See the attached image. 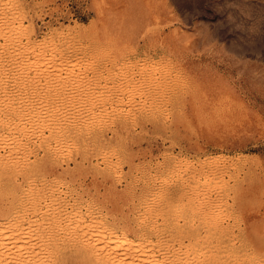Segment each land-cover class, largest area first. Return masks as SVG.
<instances>
[{
  "label": "rangeland",
  "instance_id": "374dc122",
  "mask_svg": "<svg viewBox=\"0 0 264 264\" xmlns=\"http://www.w3.org/2000/svg\"><path fill=\"white\" fill-rule=\"evenodd\" d=\"M4 2L9 6L0 3V16L19 9L23 19L16 22L25 30L15 43L6 41L9 32L0 33V99L6 98L0 131L23 140L20 152L15 148L19 157L11 158L15 164L9 149H0L8 157L0 164V221L13 220L29 198L42 197L45 212L55 200L120 233L159 236L170 241L171 252L197 240L213 248L204 261L264 264V0ZM27 38L69 59L58 78L20 62L26 54L18 49ZM12 121L29 129L10 133ZM194 187L196 200L188 197ZM199 206L207 220L193 215ZM77 248L67 244L58 264H105L85 263Z\"/></svg>",
  "mask_w": 264,
  "mask_h": 264
},
{
  "label": "bare ground",
  "instance_id": "6f19581e",
  "mask_svg": "<svg viewBox=\"0 0 264 264\" xmlns=\"http://www.w3.org/2000/svg\"><path fill=\"white\" fill-rule=\"evenodd\" d=\"M9 1V0H8ZM15 1V0H14ZM4 0H1L0 3L3 5V7H5V5H8V2H4ZM11 5V4H10ZM9 6V5H8ZM7 6V7H8ZM17 7V5H16ZM19 8V7H18ZM7 9V8H6ZM10 9V8H9ZM11 10V9H10ZM19 10V9H18ZM17 9H12V12L10 11V13H5V11L3 12L4 13V16L1 15L0 16V33H8L9 34H6V41L9 42V43H15L17 38H22V32H23V28L24 26L21 24H17L16 20L18 19V17L20 15V10L18 11ZM22 18V17H21ZM23 19V18H22ZM3 20V22H2ZM19 21V20H18ZM24 21V20H23ZM23 21L21 23H23ZM24 24V23H23ZM3 25V26H2ZM27 25V24H26ZM29 27V26H27ZM5 29V30H4ZM25 30V28H24ZM61 33V32H60ZM4 35V34H3ZM3 35L1 34V36L3 37ZM66 35V34H65ZM0 36V37H1ZM26 37V36H24ZM46 38V37H45ZM59 38V37H57ZM23 39V38H22ZM28 39V38H27ZM26 39V40H27ZM30 39V38H29ZM28 39V42L26 44H24L23 46H20L21 49H18V51H20V53H25V58H22L24 60L20 61V62H26L28 63L29 65L33 66L32 69H35L36 71H45L47 70L48 72V69L49 71H51L50 73L54 75H56L57 77V73L60 72L62 69V71H64V66H68L67 64H69V59H65L66 61H64L63 59V55L61 56V52H57V51H53L51 50V53L47 54V51H43V47H44V43L43 44H39L40 46L43 45L42 49L39 47L38 45V41L35 43L31 40ZM45 40V39H44ZM64 40V39H62ZM71 40V39H70ZM49 41V39H48ZM52 41V40H50ZM5 42V41H4ZM3 42V43H4ZM22 42V41H21ZM40 42V41H39ZM53 42V41H52ZM55 42V40H54ZM59 42V41H58ZM47 43V42H45ZM57 43V42H56ZM70 43V42H69ZM2 44V43H0ZM20 44V43H19ZM51 44V43H50ZM4 45V44H2ZM11 45V44H10ZM47 45V44H46ZM5 46V45H4ZM17 46V45H16ZM53 46V50H54V45ZM52 46L51 49H52ZM59 45H57L58 47ZM40 48V50H37V48ZM49 47V46H48ZM56 45H55V48H57ZM8 48V47H6ZM9 49V48H8ZM0 50H4V47L3 49H0ZM13 50V48H12ZM45 50V48H44ZM58 50V49H57ZM17 52V51H16ZM10 53V52H9ZM15 53V52H14ZM1 54V53H0ZM12 54V53H11ZM19 55V52L18 54H16V56ZM24 55V54H23ZM60 55V56H59ZM65 56V55H64ZM15 57V56H14ZM22 57V56H21ZM1 58V57H0ZM13 57H10L9 59H11ZM72 58V57H71ZM81 59V58H80ZM17 59H15L14 61H16ZM71 60V59H70ZM79 60H76L75 63H79L78 62ZM24 62V63H25ZM72 62H70L71 64ZM9 64V63H8ZM87 64V63H86ZM20 65V63H19ZM27 65V64H25ZM77 65V64H76ZM82 65V64H80ZM89 65V64H88ZM21 66V65H20ZM24 66V65H23ZM72 66L74 67V63H72ZM90 66V65H89ZM10 67V66H9ZM25 67V66H24ZM23 67V69H24ZM72 67V68H73ZM79 67V66H78ZM19 68V67H17ZM71 68V67H70ZM76 68V67H75ZM81 68V66L79 67ZM31 69V70H32ZM67 69V67H66ZM69 69V68H68ZM86 69V68H85ZM22 70V69H21ZM76 70V69H75ZM94 70V69H93ZM104 70V69H103ZM4 71V70H3ZM25 72V70H22ZM61 71V72H62ZM73 71V70H72ZM71 71V72H72ZM19 72V71H18ZM58 73V74H61ZM68 72V70H67ZM70 72V70H69ZM73 72H76V71H73ZM72 72V73H73ZM49 73V74H50ZM112 73V72H111ZM30 74V73H29ZM63 74V73H62ZM67 74V73H66ZM84 74V73H83ZM93 74V73H92ZM9 75V74H8ZM23 75V74H22ZM39 75V74H38ZM43 75V74H42ZM48 75V74H46ZM69 75V79L71 78L70 77V74H67ZM18 76V75H16ZM30 76V75H29ZM35 76H37L35 74ZM41 76V74H40ZM50 76V75H49ZM48 76V77H49ZM64 76V74H63ZM75 76V75H73ZM72 76V78H73ZM21 77V76H20ZM28 77V76H27ZM39 77V76H38ZM42 77V76H41ZM47 77V78H48ZM52 77V76H51ZM50 77V78H51ZM55 77V79H57ZM62 77V75H61ZM60 77V79H61ZM78 77V76H77ZM1 78V77H0ZM8 78V77H7ZM26 78V77H25ZM44 78V77H43ZM65 78V77H64ZM63 78V79H64ZM67 78V77H66ZM76 78V77H74ZM108 78V77H107ZM16 79V78H14ZM35 79V78H34ZM33 79V80H34ZM39 79L38 78V82H39ZM46 79V78H45ZM59 79V80H60ZM62 79V81H63ZM68 79V78H67ZM78 79V78H77ZM81 79V77H80ZM83 79V78H82ZM81 79V81H82ZM86 79V78H85ZM21 80V79H20ZM19 80V81H20ZM29 80V78H28ZM26 79V81H28ZM54 80V79H53ZM52 80V81H53ZM41 81V79H40ZM44 81L46 80H43V83ZM64 81H67V80H64ZM63 81V82H64ZM71 81V79H70ZM80 81V80H79ZM7 82V81H6ZM47 82V81H46ZM51 82V80H50ZM60 82V81H59ZM72 82V81H71ZM42 83V82H41ZM55 83V82H54ZM66 84V82H64ZM68 83V82H67ZM78 83V82H77ZM25 84V82H24ZM35 84V83H34ZM48 84V82H47ZM58 84V83H57ZM62 84V83H60ZM71 84V83H70ZM73 84V82H72ZM71 84V85H72ZM46 85V84H45ZM52 85H53V82H52ZM1 86V85H0ZM38 86V84H37ZM59 86V85H57ZM57 86H54V87H57ZM69 86V85H68ZM74 86V85H73ZM81 86V85H79ZM36 87V86H35ZM49 87V86H46V88ZM71 87V86H69ZM68 87V88H69ZM75 87V86H74ZM77 87V86H76ZM52 88V87H51ZM65 88V87H64ZM82 88V87H81ZM36 89V88H35ZM106 89V88H105ZM16 90V89H15ZM33 90V89H31ZM30 90V91H31ZM45 90V89H44ZM47 90V89H46ZM59 90V89H58ZM72 90V89H71ZM76 90V89H75ZM103 90V89H102ZM24 91H27V89H25ZM35 91V90H34ZM67 91V90H66ZM6 92V91H4ZM12 92V90H11ZM20 92V91H18ZM56 92V91H54ZM81 92V91H79ZM26 93V92H25ZM35 93V92H33ZM38 93V92H37ZM45 93V92H44ZM50 93V92H49ZM76 93V92H75ZM95 93V92H94ZM1 94V93H0ZM10 94H13V93H10ZM36 94V93H35ZM88 94V93H86ZM103 94V93H102ZM20 95V94H19ZM65 95V94H64ZM71 95V93L69 94ZM96 95V94H95ZM14 96V95H13ZM32 96V95H31ZM74 96V95H73ZM80 96V95H78ZM88 96V95H87ZM6 97V95L4 96ZM55 97V96H54ZM58 97V96H57ZM63 97V96H62ZM72 97V96H70ZM77 97V96H76ZM76 97L75 98V101H76ZM90 97V96H89ZM99 96H95V98H98ZM109 97V96H108ZM28 98V97H27ZM33 98V97H32ZM37 98V97H36ZM47 98V97H46ZM73 98V99H74ZM85 98V97H84ZM83 98V99H84ZM101 98V97H100ZM2 99V98H1ZM0 101H4L6 98H4V100H1ZM40 99H43L40 98ZM62 99V98H61ZM66 99V98H65ZM78 99V98H77ZM87 99V98H86ZM105 99V98H104ZM103 99V100H104ZM10 100V99H9ZM8 100V101H9ZM22 100V99H21ZM57 100V99H55ZM80 100V99H79ZM78 100V101H79ZM85 100V99H84ZM91 100V99H90ZM93 100V98H92ZM102 100V99H101ZM8 101H6L5 103H8ZM13 101V100H12ZM20 101V100H19ZM48 101V99H47ZM68 101V100H67ZM77 101V102H78ZM86 101V100H85ZM88 102V101H86ZM98 101V100H97ZM29 102V101H28ZM66 102V101H65ZM74 102V101H73ZM81 102V101H80ZM90 102V101H89ZM88 102V103H89ZM32 103V102H31ZM48 103V102H46ZM60 103V102H59ZM58 103V104H59ZM63 103V102H62ZM70 103V102H69ZM76 103V102H75ZM74 103V104H75ZM82 103V102H81ZM83 103V104H84ZM97 103V102H96ZM4 104V103H3ZM11 104V103H10ZM53 104V103H52ZM73 104V103H72ZM80 104V103H79ZM87 104V103H86ZM94 104V103H93ZM103 104V102H102ZM6 105V104H5ZM4 105V106H5ZM9 105V104H8ZM14 105V104H13ZM21 105V103H20ZM38 105V104H37ZM42 105V103L40 104ZM69 105V104H68ZM81 105V104H80ZM95 105V104H94ZM99 105V104H98ZM11 106V105H10ZM16 106V105H15ZM28 106V105H27ZM49 106V104H48ZM76 106V104H75ZM86 106V105H85ZM96 106V105H95ZM108 106V105H107ZM105 106V107H107ZM13 107V106H12ZM45 107V106H44ZM57 107V105H56ZM59 107V105H58ZM64 107H65V104H64ZM72 107V106H71ZM88 107V106H87ZM9 108V107H8ZM38 108V107H37ZM69 108V107H68ZM74 108V107H73ZM79 108H82V107H79ZM95 108V107H94ZM102 108V107H101ZM13 109V108H12ZM15 109V107H14ZM20 109V107L18 108ZM30 109V108H29ZM67 109V108H66ZM75 109V108H74ZM78 109V108H77ZM90 109V108H89ZM98 109V107L96 108ZM100 109V107H99ZM105 109V108H104ZM0 108V113L2 112ZM7 110V108H6ZM10 110V109H9ZM25 110V109H24ZM31 110V109H30ZM38 110V109H37ZM40 110V109H39ZM58 110V109H57ZM88 110V109H87ZM92 111V109H90ZM95 110V109H94ZM109 110V109H108ZM44 111V110H42ZM46 111V110H45ZM62 111V110H61ZM70 111V110H69ZM106 111V110H105ZM27 112V111H25ZM100 112V110H99ZM15 113V112H14ZM24 113V112H22ZM34 113V112H33ZM39 113V111H38ZM53 113V111H52ZM67 113V112H65ZM78 113V112H76ZM88 113V112H87ZM102 112H100L101 114ZM106 113V112H105ZM27 114V113H26ZM47 114V113H46ZM45 114V115H46ZM64 114V113H63ZM96 114V113H95ZM107 114V113H106ZM1 115V114H0ZM4 115V114H3ZM24 115V114H23ZM33 115V114H32ZM40 115V114H39ZM72 115V114H70ZM83 115V114H82ZM93 115V114H92ZM38 116V115H37ZM61 116V115H60ZM68 116V114H67ZM76 116V115H75ZM78 116V115H77ZM97 116V115H96ZM7 117V116H6ZM17 117V116H16ZM15 117V118H16ZM29 117V116H27ZM58 117V116H57ZM63 117V116H62ZM66 117V116H65ZM94 117V115H93ZM104 117V116H103ZM22 117H20L21 119ZM26 118V117H25ZM36 118V117H35ZM42 118V117H41ZM55 118V117H54ZM64 118V117H63ZM85 118V117H84ZM102 118V117H100ZM1 119V118H0ZM5 118H2L0 120V125H3L5 124ZM29 119V118H28ZM32 119V118H31ZM44 119V118H42ZM49 119H50V116H49ZM79 119V118H77ZM83 119V118H82ZM90 119V118H89ZM94 119V118H93ZM99 119V117H98ZM10 120V119H9ZM19 120V119H18ZM62 120V119H60ZM92 120V119H90ZM89 120V121H90ZM100 120V119H99ZM20 121V120H19ZM29 121V120H28ZM38 121V120H37ZM87 121V120H86ZM24 122V120H23ZM47 122V121H46ZM52 122V121H50ZM60 122V121H59ZM63 122V121H61ZM22 124V121L20 122ZM37 123V122H36ZM42 123V121H41ZM49 123V121H48ZM76 123V122H75ZM84 123V122H83ZM93 123V122H92ZM91 123V124H92ZM99 123V122H98ZM8 129L10 130V133L14 130H19L22 131L23 130V127L24 126H20V124L17 122L16 124L13 123H8ZM28 124V123H27ZM30 124V123H29ZM45 124V123H43ZM62 124V123H61ZM88 124V123H87ZM40 125V124H39ZM47 125V124H46ZM45 125V126H46ZM58 125V123H57ZM31 126V125H29ZM36 126V125H34ZM38 126V125H37ZM59 126V125H58ZM88 126V125H87ZM26 127V125H25ZM49 127V126H47ZM60 127V126H59ZM33 129V127H31ZM46 127H44V130ZM50 128V127H49ZM48 128V129H49ZM52 128V127H51ZM26 130L29 129V128H25ZM24 129V130H25ZM37 129V128H36ZM36 129L34 131H36ZM43 129V127H42ZM41 129V130H42ZM47 129V130H48ZM59 129V128H58ZM81 129V128H80ZM23 130V131H24ZM50 130V129H49ZM64 131V130H63ZM30 132V131H29ZM32 132V131H31ZM30 132V133H31ZM37 132V131H36ZM45 132V131H43ZM51 132V131H49ZM25 133V132H24ZM28 133V132H27ZM46 133V132H45ZM55 133V132H54ZM73 133V132H72ZM6 134V133H5ZM21 134V132H20ZM29 134V133H28ZM51 134V133H50ZM63 134V133H62ZM18 135V134H17ZM25 135V134H24ZM23 135V136H24ZM36 135V134H35ZM41 135V134H40ZM45 135V134H44ZM43 135V137H44ZM9 135L6 134V136L4 135V130L3 132L0 131V149L2 148H5V149H9L8 151V156L11 160V158L13 157L14 159V154L16 153L15 151V148L17 149V151H19V147L20 145L18 146L19 144V139L23 138V137H20L18 139L19 136H16L14 135L13 133V137H7ZM26 136V135H25ZM48 136V134H47ZM62 136V135H61ZM28 137V135H27ZM32 137V136H31ZM38 137V136H37ZM65 137V136H64ZM29 138V137H28ZM39 139V138H38ZM23 140V139H21ZM31 140V139H30ZM35 140V139H34ZM37 140V139H36ZM35 140V141H36ZM41 140V139H40ZM45 140V139H44ZM55 140V139H54ZM57 140V139H56ZM55 140V141H56ZM73 141V140H72ZM22 142V141H21ZM20 142V143H21ZM25 142V141H24ZM41 142V141H40ZM51 142V141H49ZM53 142V141H52ZM68 142V141H67ZM74 142V141H73ZM28 143V142H27ZM75 143V142H74ZM24 144V143H23ZM26 144V143H25ZM34 144V143H33ZM36 144V143H35ZM34 144V145H35ZM41 144V143H40ZM55 144V143H54ZM57 144V143H56ZM67 144V143H66ZM69 144V143H68ZM22 145V144H21ZM29 145V144H28ZM58 145V144H57ZM72 145V144H71ZM51 146V144H50ZM2 147V148H1ZM24 147V146H23ZM26 147H29V146H26ZM31 147V146H30ZM25 148V147H24ZM67 148V152H69V148L70 147H65ZM77 148V147H76ZM72 149V148H71ZM70 149V150H71ZM22 150V149H21ZM30 150V149H29ZM28 150V151H29ZM15 151V152H14ZM23 151V150H22ZM20 152V151H19ZM26 151H24L25 153ZM56 152V150H55ZM65 152V151H64ZM63 152V153H64ZM71 152V151H70ZM22 153V152H21ZM23 154V156H25ZM29 153H32V152H29ZM62 153V154H63ZM3 154V153H2ZM5 154V153H4ZM18 153H16L15 157L17 156ZM28 154V153H27ZM31 154H29L30 156ZM64 155V154H63ZM21 156V155H20ZM103 156V155H102ZM101 156V157H102ZM7 157V156H6ZM6 157L1 155V152H0V164L2 165H7L5 163V161L7 162L8 160H6ZM19 157V156H17ZM27 155L25 156V159H26ZM8 158V157H7ZM30 158V157H29ZM35 158V157H34ZM19 159V158H18ZM24 159V160H25ZM111 159V158H110ZM9 160V161H10ZM22 159H20V162H21ZM31 160V159H30ZM37 160V159H36ZM64 160V159H63ZM103 160V158H102ZM13 161V160H11ZM19 161V160H17ZM107 161V160H106ZM186 161V160H185ZM204 161V160H203ZM15 162H16V159H15ZM23 162V161H22ZM21 162V163H22ZM24 162H27V160H25ZM24 162L22 164H24ZM205 163H207V161H204ZM17 163V162H16ZM66 163V162H65ZM112 163V162H111ZM185 163V162H184ZM189 163V162H188ZM187 163V164H188ZM201 163V162H200ZM203 163V162H202ZM201 163V164H202ZM210 163V161L207 163V165ZM9 164V163H8ZM13 164L14 161H13ZM20 164V163H19ZM67 164V163H66ZM180 164V163H179ZM181 164H183L181 162ZM198 164V163H197ZM17 165V164H16ZM26 165H29V164H26L25 163V166ZM81 165V164H80ZM192 165V164H191ZM193 165H195V163L193 162ZM14 166V165H13ZM18 166V165H17ZM20 166H22L20 164ZM24 166V165H23ZM67 166V165H66ZM122 166V165H121ZM128 166V165H127ZM182 166V165H181ZM188 167V165H186ZM185 166V167H186ZM190 166V164H189ZM202 167V165H200ZM16 167V166H14ZM19 167V166H18ZM18 167L16 168L17 171H18ZM164 167V166H163ZM179 167V166H178ZM20 168V167H19ZM114 168V167H113ZM181 168V167H180ZM195 168V167H194ZM204 168V167H203ZM207 168V167H206ZM116 169V168H114ZM118 169V168H117ZM121 169V168H120ZM186 169V168H185ZM190 169V167H188L186 169V171H188ZM26 170V169H25ZM204 170V169H203ZM160 171V170H159ZM177 171V170H176ZM184 171V170H183ZM182 171V172H183ZM194 171V170H193ZM20 172V171H18ZM26 172V171H25ZM178 173V171H177ZM173 174V173H172ZM185 174H189V173H185ZM182 175V173H181ZM192 175V174H191ZM208 175V174H207ZM161 176V175H160ZM17 177V176H16ZM201 177V176H199ZM204 177V176H203ZM23 178V177H22ZM45 178V177H44ZM157 178V177H156ZM164 178V177H163ZM162 178V179H163ZM185 178V177H183ZM190 178V177H189ZM207 177H205V179L203 181L206 180ZM167 179V178H166ZM188 179V178H187ZM199 179V178H198ZM31 180V178H30ZM157 180V179H156ZM161 180V179H160ZM169 181V180H168ZM210 181V180H208ZM44 182V181H42ZM41 182V183H42ZM160 182V181H159ZM170 182V181H169ZM168 182V183H169ZM34 183V182H33ZM167 183V182H165ZM171 183V182H170ZM205 183V182H204ZM69 184V183H68ZM208 184V183H207ZM61 185V184H60ZM75 185V184H74ZM195 186V184H192ZM199 185V184H198ZM197 185V186H198ZM213 185V184H212ZM45 186V185H44ZM71 186V185H70ZM203 186V185H202ZM210 185H206V187L209 188ZM30 187V186H29ZM38 187V185H37ZM43 187V186H42ZM59 187V186H58ZM26 188V187H25ZM39 188V187H38ZM53 188V187H52ZM57 188V187H56ZM55 188V189H56ZM32 189V188H30ZM40 189H43V188H39ZM62 189V188H61ZM204 189V188H203ZM206 189V188H205ZM204 189V190H205ZM212 189V187H210V190ZM45 190V189H44ZM43 190V191H44ZM48 190V189H47ZM70 190V189H69ZM163 190V189H162ZM208 190V189H207ZM38 191V190H37ZM65 191V190H64ZM158 191V190H156ZM198 188L197 187H194V188H190V192H189V198H199L198 197ZM206 191V190H205ZM21 192V191H20ZM42 192V190H41ZM46 192V191H45ZM58 192V191H57ZM201 192V191H200ZM210 192V191H209ZM34 193V192H33ZM38 194V192H36ZM43 193V192H42ZM66 193V192H65ZM203 193V191H202ZM206 194H204V201H205V198L208 199V198H211V193H207L204 192ZM29 194V193H28ZM27 194V195H28ZM55 194V193H54ZM67 194V193H66ZM157 194V193H156ZM200 194V193H199ZM220 194V193H219ZM59 195V194H58ZM182 194L180 193V196ZM32 197L35 196V195H31ZM37 196V195H36ZM42 196V195H40ZM185 196V195H184ZM203 196V195H201ZM29 198V196H27ZM63 197V196H61ZM213 197V196H212ZM218 197V196H217ZM11 198V197H10ZM54 198V196H53ZM213 199V198H211ZM57 200V199H56ZM74 200V198H73ZM155 200V199H154ZM157 200V199H156ZM189 200V199H188ZM196 200V199H195ZM203 200H201L203 202ZM210 199H208V202ZM51 204H50V208L48 209L47 207V210L48 211H43L42 210V206H41V203H42V197L40 198H29L28 199V204L27 206H25V209L23 208L22 211H18L16 213V215L14 216V219L13 220H7V221H0V264H58L59 260V252L63 249H66L67 247V244H74L76 246H78L79 248V254L77 255L78 258H80V260L82 261H88V258H91V259H95L97 262H103L105 264H205L204 262H208V261H204L202 260V258H206V254L207 252L209 251V254H211L212 252V249H207V247L205 246H199L198 245V241H190V243L188 244H183L184 246H181L179 251H172L171 252V247H170V241L168 242H163V240L159 237V236H130L129 234H126V233H120V231L110 227V226H107L105 225L103 222H102V219L100 220L99 217H92L91 216V219L90 220H85L83 218V215L81 213L80 210L78 209H75L73 208L72 206V210L70 209L69 210V207L67 206H63L60 208V206L58 204L60 203H54L55 200H51ZM138 201V200H137ZM194 201V200H193ZM212 201V200H211ZM46 202H47V198H46ZM167 202V201H166ZM188 202V201H186ZM205 203V205L207 206L204 207L206 208L207 210H209L211 207L208 209V205L209 203ZM64 203V202H63ZM68 203V202H67ZM66 203V204H67ZM77 203V202H75ZM168 203V202H167ZM213 203V202H212ZM196 204V203H195ZM61 205V204H60ZM73 205V204H72ZM76 205V204H75ZM78 205V204H77ZM46 206V205H45ZM98 206V205H97ZM194 206V204H193ZM197 206V205H196ZM56 207V208H55ZM88 207V206H87ZM150 207V206H149ZM200 207V206H199ZM152 208V207H151ZM150 208V210L152 211V209ZM140 209V208H139ZM45 210V209H44ZM158 211V210H157ZM162 211V210H160ZM204 211H206L205 209H201L198 208L196 211L194 210V213L193 215L195 216H198V215H201L202 218L206 219V217L208 215H205ZM165 212V211H164ZM63 216H62V214ZM102 213V212H101ZM151 213V212H150ZM87 214V213H86ZM166 214V213H165ZM89 216V215H88ZM148 216V215H147ZM160 216V215H159ZM158 216V218H159ZM142 218V217H141ZM157 218V217H156ZM163 218V216H162ZM181 218V217H179ZM178 218V219H179ZM104 219V218H103ZM143 219H144V216H143ZM183 219V218H182ZM214 219V218H213ZM65 220V221H63ZM156 220V219H155ZM168 220V219H167ZM207 220V219H206ZM158 221V220H157ZM170 221V220H168ZM205 221V220H204ZM213 221V220H212ZM65 222V224H64ZM74 222V223H73ZM175 222V221H174ZM178 222V221H177ZM194 222V221H193ZM202 222V221H201ZM162 223V222H161ZM183 223V222H182ZM212 222H210V225H213L211 224ZM107 224V223H106ZM158 224V223H157ZM189 224V223H188ZM193 224V223H192ZM155 225V224H153ZM217 225V224H216ZM215 225V226H216ZM65 226V227H64ZM73 226V227H71ZM178 226V225H177ZM141 227V226H140ZM184 227V226H183ZM157 228V226H156ZM181 229V228H180ZM205 229V228H204ZM221 231L222 232H225V229L224 227L222 226L221 228ZM183 230V229H182ZM180 231V230H179ZM205 232V231H204ZM146 233V232H145ZM156 233V232H155ZM175 233V232H174ZM183 234V233H181ZM180 234V235H181ZM179 235V236H180ZM203 235V234H202ZM205 235V234H204ZM207 235V233H206ZM234 235V234H233ZM198 237V236H197ZM179 238V237H178ZM204 238V237H203ZM177 239V238H176ZM175 239V240H176ZM188 239V238H187ZM199 239V237H198ZM201 239V237H200ZM199 239V240H200ZM233 239V237H232ZM203 240V239H202ZM184 241V240H183ZM208 241V240H207ZM72 242V243H71ZM176 242V241H174ZM181 241H179L180 243ZM230 242V241H229ZM235 242V241H234ZM169 243V244H168ZM178 243V244H179ZM185 243V242H184ZM174 244V243H173ZM172 244V245H173ZM215 244V243H214ZM211 246V245H209ZM220 246V245H219ZM179 247V246H178ZM216 247V246H215ZM69 248V247H68ZM75 248V247H74ZM77 248V249H78ZM71 249V248H70ZM172 249H175L172 248ZM216 249V248H215ZM63 253V252H62ZM67 254V253H66ZM224 255V254H223ZM208 256V254H207ZM209 257V256H208ZM66 258V257H64ZM238 258V257H237ZM63 260H66V259H63ZM222 260V259H221ZM87 263V262H85ZM238 263V262H237ZM243 263V262H242ZM206 264H217V261L214 259L210 260V262L206 263ZM222 264V263H221ZM225 264V263H224ZM229 264V263H228ZM236 264V263H235Z\"/></svg>",
  "mask_w": 264,
  "mask_h": 264
}]
</instances>
